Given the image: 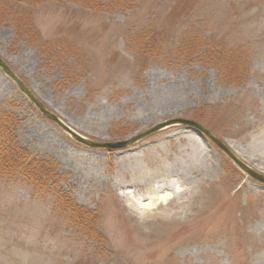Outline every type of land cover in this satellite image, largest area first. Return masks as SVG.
Wrapping results in <instances>:
<instances>
[{"label":"rangeland","instance_id":"rangeland-1","mask_svg":"<svg viewBox=\"0 0 264 264\" xmlns=\"http://www.w3.org/2000/svg\"><path fill=\"white\" fill-rule=\"evenodd\" d=\"M12 1L0 9L9 67L0 64V264H264V182L175 122L196 120L264 177V0H128L122 10L112 0ZM23 10L38 41L16 32ZM140 34L159 37L157 53H140L132 43ZM193 35L243 48V81L179 60ZM137 137L122 149L105 145ZM192 150L208 173L118 182L127 165L164 171ZM32 160L56 170L46 190L23 173ZM58 189L98 212L107 244L61 214Z\"/></svg>","mask_w":264,"mask_h":264},{"label":"trees","instance_id":"trees-1","mask_svg":"<svg viewBox=\"0 0 264 264\" xmlns=\"http://www.w3.org/2000/svg\"><path fill=\"white\" fill-rule=\"evenodd\" d=\"M73 1L78 4H88V2L82 0ZM123 1L124 0H112L108 7L119 10L128 9L130 7L128 0L124 3ZM92 3L93 7L100 4L95 1ZM11 6H15L13 1L6 0L5 3L0 4V9L2 11H8ZM21 18L24 20V23L21 21L15 26L18 35H26L31 40L38 41V32L31 23L26 10L21 12ZM14 19H17L16 15L14 16ZM158 42L159 37L156 34H150L149 36L148 34L135 35L132 40V43L136 45L137 49L140 50V53H157L159 49ZM177 53L179 55V60L189 61V59H195L196 61H200L204 66L217 67L223 81L229 84H239L243 81L242 78L248 73V59L243 48H231L227 44L222 45L221 42H208L203 36H189L181 42V48ZM5 118L7 119L8 117ZM3 128L4 127L2 126L0 130ZM1 136H3V134H1ZM3 143H5V140L1 142V144ZM49 164H51V162L41 163L32 160V162L30 161V163L23 168V173L32 177L29 181L34 183V186L41 191L46 190L45 188L56 173L55 169L52 170V168H49ZM47 191L50 192L51 189ZM54 193L57 198V208L61 214L69 218L70 222L79 231L94 240L100 246L109 242L107 236L99 229L100 215L96 210L75 203L73 197L62 192L61 189L56 190Z\"/></svg>","mask_w":264,"mask_h":264},{"label":"bare ground","instance_id":"bare-ground-1","mask_svg":"<svg viewBox=\"0 0 264 264\" xmlns=\"http://www.w3.org/2000/svg\"><path fill=\"white\" fill-rule=\"evenodd\" d=\"M49 148L51 146L49 145ZM206 157L203 155L202 151L199 150H192L187 155L183 156L181 154L178 159L174 161V164L170 167L167 166V168L162 171L159 169V167H150L148 165L142 166L140 164H132V166H126L123 170L120 169L119 174L116 175L118 182L122 181L121 179L129 177L130 183H135L136 181L142 180L144 182H149L157 177H164L165 174L171 173V175H177L180 178L189 180L190 177L194 174L195 171H198V167L200 171L206 170L208 173V164L206 162ZM66 164V163H65ZM89 168V175L92 176L90 166H87ZM123 183V182H120ZM122 186V185H120ZM150 190H153L150 189ZM155 191V190H153ZM167 198L165 195H163L160 198H157L159 201H165ZM147 205H139L140 208L146 207ZM163 212H167L165 208H162Z\"/></svg>","mask_w":264,"mask_h":264},{"label":"water","instance_id":"water-1","mask_svg":"<svg viewBox=\"0 0 264 264\" xmlns=\"http://www.w3.org/2000/svg\"><path fill=\"white\" fill-rule=\"evenodd\" d=\"M0 64L2 66H4L6 69H8L9 67L4 63V61H2V59H0ZM9 70V69H8ZM18 81L20 82V86H22L26 92L29 94V96L32 98V100L47 114H49L50 116H52L53 118H55L56 120H58L59 122L60 119L55 115L52 114L51 112H49L43 104H41L40 102H38V100L32 95V93H30V91L26 88V86L24 84H22V82L18 79ZM178 123H182V124H186L189 126H192V128H195L196 130H199L201 133L208 135V137L213 140L215 143H217L225 152L226 154L242 169L244 170L247 174L253 176V177H257L259 179H261L264 182V177H260V175L255 172L250 166H248L245 162H243L241 159L238 158V156H236V154H234L230 148H228V146H226L220 139H218L215 135H213L209 130H207L206 128H204L202 125H200L199 123L193 121V120H189V119H182L179 118L177 121ZM65 126V125H64ZM66 127V126H65ZM67 128V127H66ZM68 129V128H67ZM152 132V131H151ZM150 132H147L143 137H145L146 135H148ZM140 137L134 138L131 141L128 140H124V141H119V142H112V143H106L105 145L108 146L110 149H122L125 148L127 146H129V144H131L132 142H135L139 139Z\"/></svg>","mask_w":264,"mask_h":264}]
</instances>
